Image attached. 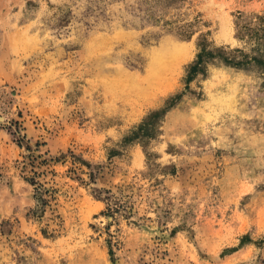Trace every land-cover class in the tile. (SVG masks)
I'll return each mask as SVG.
<instances>
[{
    "label": "rangeland",
    "instance_id": "obj_1",
    "mask_svg": "<svg viewBox=\"0 0 264 264\" xmlns=\"http://www.w3.org/2000/svg\"><path fill=\"white\" fill-rule=\"evenodd\" d=\"M257 15L0 0V264H264Z\"/></svg>",
    "mask_w": 264,
    "mask_h": 264
},
{
    "label": "trees",
    "instance_id": "obj_2",
    "mask_svg": "<svg viewBox=\"0 0 264 264\" xmlns=\"http://www.w3.org/2000/svg\"><path fill=\"white\" fill-rule=\"evenodd\" d=\"M256 17L259 21V27L253 29L255 33H252L251 37H253L257 43L254 49L257 50L258 54L252 55L242 48L220 50V56L226 64L237 68H247L254 65L264 72V15H257ZM203 56L204 53H201L200 59H202Z\"/></svg>",
    "mask_w": 264,
    "mask_h": 264
},
{
    "label": "bare ground",
    "instance_id": "obj_3",
    "mask_svg": "<svg viewBox=\"0 0 264 264\" xmlns=\"http://www.w3.org/2000/svg\"><path fill=\"white\" fill-rule=\"evenodd\" d=\"M154 62V61H153Z\"/></svg>",
    "mask_w": 264,
    "mask_h": 264
}]
</instances>
